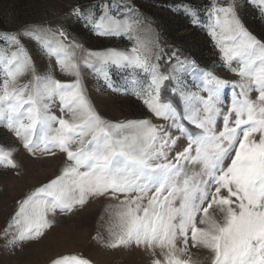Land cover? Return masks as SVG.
<instances>
[{"label": "snow or ice", "instance_id": "snow-or-ice-1", "mask_svg": "<svg viewBox=\"0 0 264 264\" xmlns=\"http://www.w3.org/2000/svg\"><path fill=\"white\" fill-rule=\"evenodd\" d=\"M246 2L264 15V0ZM239 7L237 0H209L205 24L185 7L194 26L207 28L218 71L233 80L134 37L140 22L123 18L133 11L126 0L68 13L95 36L133 41L125 51L87 49L60 26L0 33V128L17 142L0 145V167L17 169L20 148L64 156L59 174L16 201L0 239L24 247L46 235L57 216L103 198L110 203L92 239L104 247L134 246L148 264H197L191 249L205 250L209 264H264V42L246 29ZM25 41L47 61L43 71ZM112 71L130 76L131 86L117 87ZM87 77L132 95L149 116L105 119L88 98ZM51 264L92 261L68 254Z\"/></svg>", "mask_w": 264, "mask_h": 264}, {"label": "rangeland", "instance_id": "rangeland-1", "mask_svg": "<svg viewBox=\"0 0 264 264\" xmlns=\"http://www.w3.org/2000/svg\"><path fill=\"white\" fill-rule=\"evenodd\" d=\"M101 0H0V33H12L28 25H44L56 28L63 27L69 39H74L85 48L94 51L116 49L125 51L133 41L127 38H102L92 34L77 23L68 13L79 5L88 8ZM132 12L123 18L129 23L139 21L132 32L146 45L155 42L165 46L181 49L185 54L182 59L193 60L201 69L217 70V74L226 79L236 77L226 71H218L221 66L219 54L214 47L206 27L192 24V16L185 7L197 10L201 23L205 24L204 10L209 0H126ZM239 16L246 29L258 40L264 42V15L258 5H251L246 0H237ZM115 15V13H113ZM32 53L38 69L43 71L47 61L36 54L35 45L25 41ZM0 41V47H3ZM54 64V61H53ZM59 80L71 77L55 72ZM30 77H25L28 79ZM111 79L117 87H130V76L112 71ZM87 95L97 112L112 122H124L148 117L144 106L132 95L115 93L103 84V80L92 77L85 79ZM230 100V90H226ZM255 99V94L252 96ZM52 111L59 116L58 104ZM0 145L17 146L15 138L0 128ZM19 166L17 169L0 167V229H3L14 212L16 201L28 191L46 183L59 174L63 167L64 156L56 157L28 154L20 148L13 155ZM199 171V167L195 169ZM110 203L103 198L92 199L83 208L67 216H57L56 223L47 234L36 242L27 243L24 247H9L6 240L0 239V264H51L58 256L81 254L92 261V264H148L149 258L134 246L132 248L110 249L92 239L98 230V221L106 215L105 208ZM107 239V233H104ZM192 259L197 264H209L207 252L191 249Z\"/></svg>", "mask_w": 264, "mask_h": 264}, {"label": "trees", "instance_id": "trees-1", "mask_svg": "<svg viewBox=\"0 0 264 264\" xmlns=\"http://www.w3.org/2000/svg\"><path fill=\"white\" fill-rule=\"evenodd\" d=\"M161 46L165 49L166 52L177 51L180 56H184L183 54H185V52H183V50L176 49L175 47H173L171 45L170 46H165V45L161 44Z\"/></svg>", "mask_w": 264, "mask_h": 264}]
</instances>
